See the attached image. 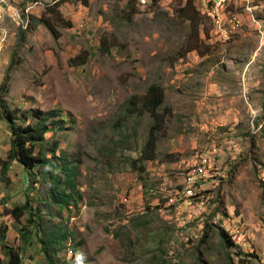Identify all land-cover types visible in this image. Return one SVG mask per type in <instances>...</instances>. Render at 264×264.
Here are the masks:
<instances>
[{
	"label": "rangeland",
	"instance_id": "obj_1",
	"mask_svg": "<svg viewBox=\"0 0 264 264\" xmlns=\"http://www.w3.org/2000/svg\"><path fill=\"white\" fill-rule=\"evenodd\" d=\"M161 1L0 0V87L10 77L0 160L11 141L5 109L16 126L24 112L55 110L50 122L67 129L51 128L46 141L54 136L76 168L67 191L77 196L61 208L50 177L11 163L9 181L0 175V264H9L5 247L23 264H264V38L244 26L215 41L197 0ZM55 4L73 25L53 16L60 37L32 26ZM202 4L219 24L225 4L219 18L208 15L211 0ZM153 84L165 89L164 125L156 159L139 163ZM27 204L16 222L12 212ZM58 228L73 235V255L68 241L61 253L42 251L44 232Z\"/></svg>",
	"mask_w": 264,
	"mask_h": 264
},
{
	"label": "trees",
	"instance_id": "obj_2",
	"mask_svg": "<svg viewBox=\"0 0 264 264\" xmlns=\"http://www.w3.org/2000/svg\"><path fill=\"white\" fill-rule=\"evenodd\" d=\"M58 4L51 5L47 8V13L51 14V18H47L44 14L41 18L32 19V26L36 27L37 24H44L54 35L55 37H60V32H58L57 27L53 25L54 20H59L62 23L63 28H72L73 25L71 22L65 20L61 13L57 11ZM58 15V16H56ZM53 16L55 17L54 20ZM85 64L83 60L81 65ZM10 77H6V80L1 89L0 95V107L5 108V102L3 100V93L6 92L5 87L8 85ZM165 89L161 85L153 84L151 85L147 93H145V97L142 102V110L149 112L154 120V124L151 127L149 138L145 147L142 150L140 155L139 163L146 162L149 160L156 159V148L158 143V133L162 129L164 125V117L159 113V109L163 105L165 101ZM136 104H134L133 111H135ZM132 110V109H131ZM32 116L36 118V123L28 122L29 117ZM57 115V111L53 110L48 113L43 112L41 110H35L31 113L24 112L23 113V124L15 125L18 116L16 113L5 109L3 113V118L8 123L10 132H11V141H10V149L7 153L6 160H0V175L3 181L8 180V172L11 169V163L18 162L19 165L24 167L26 172L32 173L33 176H38V174H43L44 180L49 181V177L52 180V184L50 185L51 196L54 198L53 203L56 205L63 207H68L71 205L72 199L77 200V196L72 194V192L68 193L67 189H74L76 187L74 176L76 173V168L73 171L70 170L69 164L64 162L62 158L56 156L57 143L54 141H46V135L52 129H62L64 121H52L50 122V118H53ZM28 122V123H27ZM51 126V128H50ZM50 155L51 157H48ZM140 165V164H138ZM46 168H50L51 170L47 171ZM139 171L145 172L146 168L142 165L138 168ZM62 176H65L62 179ZM31 177V176H30ZM46 177V178H45ZM36 191V189H35ZM48 196V195H47ZM45 201H48L47 197ZM74 203H77L74 201ZM28 204L23 206L22 208L15 209L12 214L15 218L16 222H19L20 219L24 216V210H28ZM32 216L28 219V223H32ZM210 228V227H209ZM23 236H26V232L29 231L22 230ZM65 230H57L55 233V239L53 242L42 241L44 248L42 251L48 256L49 249H51L55 255L56 247H61L62 243L65 239H67L71 233L68 228H64ZM2 233V232H1ZM1 237H5L6 230L3 231ZM209 233L204 235V238L209 239ZM49 247V249L45 248ZM6 248V255L9 258V264H23L22 256L18 251H15L13 248ZM240 255V254H239ZM48 260H51L48 257ZM242 262H245L244 259H240Z\"/></svg>",
	"mask_w": 264,
	"mask_h": 264
},
{
	"label": "crops",
	"instance_id": "obj_3",
	"mask_svg": "<svg viewBox=\"0 0 264 264\" xmlns=\"http://www.w3.org/2000/svg\"><path fill=\"white\" fill-rule=\"evenodd\" d=\"M172 1L173 0H164L163 5L165 4L169 5L172 3ZM197 1L199 3L200 13L204 16V18H207V20L210 21V26H209L211 29L210 35L212 39H215V41L228 42L231 39V37H233L237 33L242 34V32L244 31L243 30L244 26H247V28L249 27V29L258 30L257 33H259L260 38L261 39L264 38V20L261 18L262 16L261 13H259L264 9V0H227L228 2L226 5H224L223 8V17L221 18L219 24L217 25H215L214 22L206 15V11L202 4V1L201 0L200 2L199 0ZM231 2H233L234 4L232 5V8H234V10H238V9L241 10L233 13L230 8ZM227 5H228V9H227ZM236 15H241L242 19ZM256 16L258 18H256ZM242 20L244 24L243 26H241V28H238L239 27L238 23L242 24ZM200 35H201V39H203L204 32ZM192 50H196V49H192Z\"/></svg>",
	"mask_w": 264,
	"mask_h": 264
},
{
	"label": "clouds",
	"instance_id": "obj_4",
	"mask_svg": "<svg viewBox=\"0 0 264 264\" xmlns=\"http://www.w3.org/2000/svg\"><path fill=\"white\" fill-rule=\"evenodd\" d=\"M50 128H51V126H50ZM67 128H66V126H64V124H63V128L62 129H53V135H54V132H56V131H64V130H66ZM49 134V133H48ZM47 134V135H48ZM46 135V136H47ZM51 141H54V142H56L58 145H57V150H56V156L57 157H59V158H62V159H65L66 158V156L65 155H62V154H59L58 155V151H59V143L55 140V138H54V136H53V139L51 140ZM10 149V148H9ZM9 151V150H8ZM8 153V152H7ZM48 157H51L50 155H48ZM3 160V159H2ZM4 160H6V158L4 159ZM65 162V161H64ZM14 163V162H13ZM17 164H18V162H17ZM70 167V166H69ZM71 169H74V167L73 166H71L70 167ZM35 171V170H34ZM33 175V174H32ZM31 175V176H32ZM22 219V218H21ZM20 219V220H21ZM57 230H60V228H58V229H53V230H51V232L50 233H46V232H44V237L42 238V239H44V241H47L48 243L49 242H53V240L55 239V233H56V231ZM69 237H72V240H73V235L71 234ZM67 238V239H65L64 241H63V243H62V246L61 247H56V252L57 253H61L62 252V250H63V248H64V245H65V242L66 241H68V244H67V249H68V252H69V254H71V255H73L74 253H73V249L71 248L72 247V240H71V238Z\"/></svg>",
	"mask_w": 264,
	"mask_h": 264
},
{
	"label": "bare ground",
	"instance_id": "obj_5",
	"mask_svg": "<svg viewBox=\"0 0 264 264\" xmlns=\"http://www.w3.org/2000/svg\"><path fill=\"white\" fill-rule=\"evenodd\" d=\"M136 1L139 3V6H141L143 8L148 7V6H150V4H152V2H143L140 0H136ZM201 1L206 2V0H201ZM226 3H227V0H221L220 3L216 6V8H212V11H211V9L207 8L208 15L212 18L221 17L220 13H222V6L224 4L226 5ZM206 7H208V6L206 5ZM200 186H201V184H200ZM200 186H199V188H200Z\"/></svg>",
	"mask_w": 264,
	"mask_h": 264
},
{
	"label": "built area",
	"instance_id": "obj_6",
	"mask_svg": "<svg viewBox=\"0 0 264 264\" xmlns=\"http://www.w3.org/2000/svg\"><path fill=\"white\" fill-rule=\"evenodd\" d=\"M140 1H143V2H155L157 4H162V1L161 0H140ZM221 0H211V11H212V8H216V6L220 3ZM200 2V0H199ZM239 25V28H241L242 24L241 23H238ZM197 171V169H196Z\"/></svg>",
	"mask_w": 264,
	"mask_h": 264
}]
</instances>
